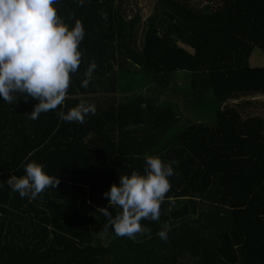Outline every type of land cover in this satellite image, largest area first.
Instances as JSON below:
<instances>
[{
  "label": "trees",
  "instance_id": "1",
  "mask_svg": "<svg viewBox=\"0 0 264 264\" xmlns=\"http://www.w3.org/2000/svg\"><path fill=\"white\" fill-rule=\"evenodd\" d=\"M54 7L83 25L81 64L38 119V100L0 96V264H264V64L250 63L264 53V0H156L139 45L141 15L123 0ZM82 98L95 114L61 120ZM147 155L174 171L159 221L117 236L99 208L121 209L104 193L143 174ZM32 161L60 181L35 199L7 184Z\"/></svg>",
  "mask_w": 264,
  "mask_h": 264
},
{
  "label": "clouds",
  "instance_id": "2",
  "mask_svg": "<svg viewBox=\"0 0 264 264\" xmlns=\"http://www.w3.org/2000/svg\"><path fill=\"white\" fill-rule=\"evenodd\" d=\"M58 0H0V96L9 104L17 94L38 100L30 118L38 119L42 112L57 109L68 97L71 76L80 67L79 45L84 38L80 20L73 27L64 23L54 7ZM84 0H78L83 6ZM106 19V14H103ZM97 65L90 62L81 86L87 88ZM96 107L83 98L67 112L58 113L63 121L84 123ZM144 173L133 171L120 175L104 193L111 207L121 209L113 217L106 207L99 210L108 218L105 229L112 226L117 236L135 238L150 232L141 220L159 221L160 207L170 191L169 177L174 175L171 164L159 157L147 155ZM25 175H11L7 184L21 197L35 199L46 188H56L59 178L44 171L43 165L32 161L24 165ZM168 227L157 234L167 240Z\"/></svg>",
  "mask_w": 264,
  "mask_h": 264
},
{
  "label": "rangeland",
  "instance_id": "3",
  "mask_svg": "<svg viewBox=\"0 0 264 264\" xmlns=\"http://www.w3.org/2000/svg\"><path fill=\"white\" fill-rule=\"evenodd\" d=\"M155 2L156 0H123L124 10L128 16H131L135 12H139L141 15V24L136 30L137 45H139L141 41L144 22L147 17L152 14ZM250 63L251 65L264 64V53L259 48H255L252 51Z\"/></svg>",
  "mask_w": 264,
  "mask_h": 264
}]
</instances>
